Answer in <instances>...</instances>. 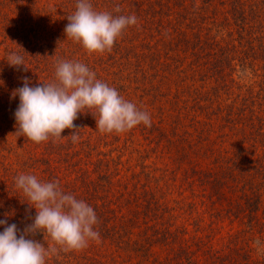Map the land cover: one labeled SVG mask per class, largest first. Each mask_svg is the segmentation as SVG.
I'll return each mask as SVG.
<instances>
[{"label":"rangeland","instance_id":"rangeland-1","mask_svg":"<svg viewBox=\"0 0 264 264\" xmlns=\"http://www.w3.org/2000/svg\"><path fill=\"white\" fill-rule=\"evenodd\" d=\"M213 1L209 10L202 0H90L96 11L135 14L138 23L125 29L111 53L89 54L64 31L76 0H0V220L14 212L9 224L23 230L32 223L36 210H29L15 187V177L32 174L43 182L58 181L64 192L92 206L99 221V242L89 241L81 251L58 250L46 264H176L178 253L193 258L194 264H207L211 253L228 257L238 249L264 264V59L243 63L234 54L221 76L213 71L194 75V52L209 54L216 41L225 53L229 41L237 38L229 34L236 18L234 10L230 14L231 0ZM244 1V9L250 11L252 4L257 16L264 15V0ZM150 2H168L160 8L158 22L166 30L160 29L155 39L149 31L154 20H145ZM116 4L121 13L113 11ZM180 33L190 37L173 58L189 71L182 74L183 84L174 86L176 62H167L173 63L168 83L162 81L163 70H157L166 44ZM145 42L154 49L158 45L159 52L150 55ZM10 52L24 57L27 70L8 65ZM200 56L207 62L214 58ZM58 60L86 64L97 79L146 111L151 128L140 124L126 133L102 134L86 112L74 121L77 143L69 129L62 132L63 139L40 144L16 133L19 97L13 99L12 91L23 86L25 76L31 86L54 81ZM192 91L196 101L190 98ZM215 179L223 197L207 185ZM244 192L250 202L261 198L254 216L238 211ZM114 226L120 232L116 237L106 230ZM147 237L154 246L143 254L135 241ZM32 238L46 248L54 246L42 233Z\"/></svg>","mask_w":264,"mask_h":264},{"label":"clouds","instance_id":"clouds-1","mask_svg":"<svg viewBox=\"0 0 264 264\" xmlns=\"http://www.w3.org/2000/svg\"><path fill=\"white\" fill-rule=\"evenodd\" d=\"M75 9L67 17L69 23L64 31L67 38L81 44L89 54L111 53L125 29L138 23L135 14L96 11L90 0H76ZM113 11L121 13V6L114 5ZM6 61L10 67L20 70L23 66L27 70L25 59L18 52L8 53ZM22 80L23 86L11 94L13 99L19 97L14 113L16 133L36 144L63 139L61 134L65 129L71 130V140L77 143L79 128L74 121L86 112L95 118L96 129L102 134L126 133L140 124L152 126L146 111L124 99L116 88L97 79L96 73L84 63L58 60L55 80L49 83L31 86L28 77ZM15 187L26 197L29 210L35 208L36 215L21 230L15 223H8L14 212L4 214L5 219L0 220L3 227L0 264H46V258L58 250L81 251L89 246V241H100L93 207L64 192L58 181L43 182L35 175L20 174L15 177ZM37 233L49 236L54 246L46 248L32 238ZM255 243L259 245L260 241Z\"/></svg>","mask_w":264,"mask_h":264},{"label":"trees","instance_id":"trees-1","mask_svg":"<svg viewBox=\"0 0 264 264\" xmlns=\"http://www.w3.org/2000/svg\"><path fill=\"white\" fill-rule=\"evenodd\" d=\"M137 1V0H136ZM203 3H205L208 7V9L210 10L212 7H215V1L213 0H202ZM159 2H154V3H149L147 6V9L145 10L147 12V16L145 18L146 21H153L154 22L152 24H150L151 26L149 27V31L151 33V38L154 39L156 38V34L160 33V29L165 28V27H161V23H158L159 21L162 20L161 16L163 15L160 8L165 7L166 4H168V2H164L163 4H158ZM220 4L223 3L225 5L224 2H219ZM246 3H248L247 1L245 2L244 0H231V4L233 6L234 9H232L230 11L231 12L234 10L236 18H234L235 20V27L230 31V35L231 36H237V38H235L232 41H229L228 43V49H225V53H223V49L221 44H219V42L213 41L212 45H210L209 48V54L207 53L206 50L204 51H200V52H194V56L193 57V62L192 65L190 67V69H192L194 71V75H202L203 72L207 71H213L215 73H217L218 77L221 76L223 74L222 68H224L226 66V64L228 62H232L235 58L234 54H239L241 55L239 58H241L240 60L244 63V61H246V59H259L262 60L264 59V15L259 14L258 16L256 15L255 12V7L250 4V11H247L246 9H244V7L246 6ZM245 4V5H244ZM194 9H197L196 6L193 7ZM248 8V7H247ZM249 9V8H248ZM76 9L75 8H71L70 9V13L72 14ZM145 13V12H144ZM250 14L252 15V17L250 16ZM238 15V17H237ZM187 17V16H186ZM227 19H232L230 18L229 13L227 14ZM166 30V28H165ZM188 37L183 33H180V35L178 36L177 34V38H173L170 39L169 42L166 44V42L164 41V44H166V47L164 49V51L166 50L165 56L164 57V62H160V68L157 70V72L162 71L163 70V76H162V81L163 83H168L171 81L170 77L172 75L170 68L172 67L173 63H167L168 61H170L172 59L173 62H176L178 64L177 65L174 64V86L177 85V83L179 84H183V80H182V74L187 73V71H189V69H184L182 68L184 65V62L181 61L180 63H178V61L175 59V57L173 58V53L175 52V50L177 49L178 45H183V42H185L186 40H188ZM234 41H238L239 46H237L238 44L235 45ZM237 43V42H236ZM151 44L149 43H144L143 46H146V49L148 50V53H150L151 51L154 52H159L158 49V45H156V49H154V47L150 46ZM201 48H198V50L202 49V46H200ZM239 47V49H238ZM196 53V54H195ZM233 53V54H232ZM203 55L204 57H207L208 55H212L214 56V58H212V60H210L209 62L205 61L203 57L200 56ZM150 55H154L153 52L150 53ZM172 57V58H171ZM191 57H189L188 59H191ZM182 64V65H181ZM249 65V64H246ZM167 67V70H164V68ZM211 73V72H210ZM181 84V85H182ZM179 85V87L181 86ZM196 94V91H192V93L190 94V98L194 101H196L193 96ZM180 94L178 93V95L174 94V99L175 100H179ZM184 99V98H183ZM182 99V100H183ZM221 107V106H220ZM229 117H231V113L228 112ZM178 133V131H177ZM178 135V134H176ZM193 136V134L191 135ZM179 137V136H178ZM185 141H187V139H185ZM195 145V144H194ZM218 182V183H217ZM210 186L211 189L215 190V194H217L219 197H223V193L221 192L222 187L220 182L218 180H214L211 181L209 180L207 182ZM215 183H217L215 185ZM240 200L242 202H238V204H241V209H238L239 213H249V214H245V217H250V216H254V213H257L260 209H261V198H257L255 201L250 202L252 199L250 197V194H248L247 192L243 193V196L240 198ZM251 203V205H250ZM1 206V203H0ZM246 206L248 208H246ZM3 210L0 207V213H2ZM254 220L252 219V222ZM251 222V223H252ZM99 224V221H98ZM134 225V223L132 224ZM253 225V224H252ZM106 230H113V233L111 235H113V237H116L117 235L120 234V232L118 230H116V227L114 226L112 229H109L108 227H106ZM125 230V229H124ZM132 233V232H131ZM159 235V234H158ZM154 242L151 238H145L142 242H137L135 241V246L138 248L137 251H142L143 254L146 253V251L148 250L150 252V250L152 249V247ZM179 252V251H178ZM231 255L228 257H224L221 256L220 254H217V252L215 253H211L209 256V259L207 261V264H256L254 262L253 257L251 256V252L250 251H244L242 252L241 250H235ZM176 258L178 259L176 264H178L179 262L181 264L184 263V261L187 262V264H194V260L193 258H190L189 256H182L180 258L179 253L177 254ZM175 264V262H174Z\"/></svg>","mask_w":264,"mask_h":264}]
</instances>
